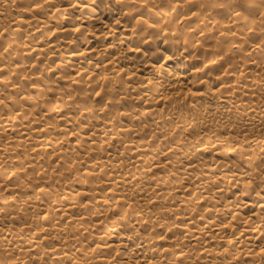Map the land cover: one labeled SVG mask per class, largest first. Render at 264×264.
I'll list each match as a JSON object with an SVG mask.
<instances>
[{"label":"bare ground","instance_id":"obj_1","mask_svg":"<svg viewBox=\"0 0 264 264\" xmlns=\"http://www.w3.org/2000/svg\"><path fill=\"white\" fill-rule=\"evenodd\" d=\"M0 264H264V0H0Z\"/></svg>","mask_w":264,"mask_h":264}]
</instances>
